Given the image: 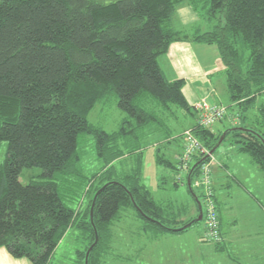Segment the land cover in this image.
<instances>
[{
    "label": "trees",
    "instance_id": "16d2710c",
    "mask_svg": "<svg viewBox=\"0 0 264 264\" xmlns=\"http://www.w3.org/2000/svg\"><path fill=\"white\" fill-rule=\"evenodd\" d=\"M184 3L211 29H175V13ZM186 39L216 47L229 96L226 114L229 107L238 112L237 125L219 133L196 124L190 130L207 152L225 132L222 142L230 137L235 151L249 156L264 175V0H0V142L7 145L0 164V247L13 258L49 264L74 226L85 242L77 252L79 263L84 264L97 237L87 264H104L112 225L127 209L143 220L144 231L153 229L156 236L184 234L200 222L194 199L190 205L165 207L152 197L141 183L137 144L139 129L162 125L158 112H190L181 92L183 80L166 81L158 65L171 43ZM112 95L126 116L118 129L107 132L88 116ZM83 135L94 138L105 166L84 190L85 207L80 201L75 210L76 185L68 180L80 173L77 147ZM128 149H139L137 161L118 176L113 162ZM178 159L175 165L157 154V162L176 172ZM193 159L186 184L189 178L188 191L201 204L193 178L209 157L198 152ZM30 168H40L42 179L23 185L21 171ZM181 180L176 175L174 186ZM214 201L217 206L215 194ZM201 209L204 225L202 204ZM219 235L217 242H208L217 250L220 221Z\"/></svg>",
    "mask_w": 264,
    "mask_h": 264
},
{
    "label": "rangeland",
    "instance_id": "374dc122",
    "mask_svg": "<svg viewBox=\"0 0 264 264\" xmlns=\"http://www.w3.org/2000/svg\"><path fill=\"white\" fill-rule=\"evenodd\" d=\"M186 5L184 3L177 8L173 19L175 29H184L185 32H191L198 28L202 31L211 29L212 24L201 17L195 24L179 26L177 24L178 14H180L178 11ZM194 27L196 28L193 29ZM213 48L216 49V47ZM262 100L259 99L258 103ZM117 102L116 95H112L106 103L97 105L91 111L88 121L107 132L115 131L118 129L121 119L126 116L119 109ZM147 104L149 108L157 111L158 107L154 102L148 101ZM182 113L183 111L179 109L173 113L158 112L161 117V126L146 125L145 128L139 129L137 132L139 141L137 144L142 152V179L152 197L165 207H171V202L178 206L190 205L194 199L188 191L186 174H181L182 180L175 187L173 181L179 172L175 170L173 174L171 167L163 162H157L156 157L157 150L161 159L175 162L172 148L180 146L181 139L178 135L187 126V123L192 122ZM228 113L236 114V111L229 107ZM253 114L252 110L249 113L250 119ZM214 127L221 129L222 125L215 123ZM167 137L171 141V153H167L164 149ZM182 138L184 143L183 133ZM134 140L132 138L130 141ZM231 140L229 137L223 141L210 156L214 159L212 181L220 229L226 239L222 244V250L216 251L212 243L203 239L204 225L202 221L196 222L190 230L184 233L185 236H180L177 239H171V233L156 237L151 232L153 229L142 231L141 228L145 225L143 220L136 215L133 209H127L119 212V219L112 225V236L103 259L104 264H264V210L261 214L262 217L255 215L250 211L254 206L246 199L250 196H258L262 192L259 183L263 182V177L249 156L235 151ZM130 149L124 156V160L113 165L116 174L123 175L129 171V167L135 165L139 149L137 151H130ZM6 151V143L0 142V164L6 158ZM77 151L80 155L78 163L80 173L69 177L68 180L70 184L76 185L72 194L77 193V195L73 196L74 201L71 204L75 210L80 201L82 209L85 207L88 195L84 194V190L92 176L100 173L105 166L104 159L97 154L95 141L91 135H83L79 138ZM222 165L225 167L223 168ZM111 173L114 175L113 170ZM163 177L166 180H163ZM41 179L42 170L40 168L23 169L19 176V182L23 185ZM73 180H75L74 184ZM197 182L198 177L195 176L192 188L196 196L201 192ZM69 189H71L70 186L67 190ZM84 246L85 242L81 231L73 226L57 245L49 264H80L77 252L80 249L83 250ZM1 248L4 249V247ZM205 248L211 250L205 251L207 255L203 253Z\"/></svg>",
    "mask_w": 264,
    "mask_h": 264
},
{
    "label": "crops",
    "instance_id": "0c3cea01",
    "mask_svg": "<svg viewBox=\"0 0 264 264\" xmlns=\"http://www.w3.org/2000/svg\"><path fill=\"white\" fill-rule=\"evenodd\" d=\"M178 12L180 13L178 14L179 17L177 20V24L179 26H189L195 24L197 19L199 18V16L188 5H186L182 9H179ZM195 28L196 27H194L193 29ZM213 47L215 46L193 42L187 39L183 41H176L170 44L168 51L165 55L158 58V65L161 74L163 75L166 81L174 82L177 80H183L184 83L181 92L188 106L191 108L190 112H183L182 115L188 117L192 122L187 123V126L184 129H182L181 132L179 133L178 136L181 139L180 146L177 148H172V153L175 156L174 159L175 165L183 149L184 143H183L182 133L184 134L185 130H188L189 128L195 125L196 119L200 114V111L196 109V106L198 105H205L206 107L229 106L228 103L229 96L224 81V67L221 63V60L219 59L217 50ZM232 108L234 109V107ZM237 114H238L237 111L236 114L227 113L222 120L217 122L222 125V128L219 129L220 128L219 127L218 129H215V127L213 126L211 130L213 132L219 133L232 126H236L237 121H235V118ZM226 124L228 126H225ZM157 148L158 146L156 147V149ZM164 149L166 150L167 153H171V141L169 137L165 139ZM157 154L159 153L156 150V157ZM141 156H142V152H141ZM124 158L125 157H122L114 161L113 165L120 160H124ZM166 165L170 167L168 164ZM222 167L224 168L225 166L222 165ZM132 168L133 167H129L128 170L130 171ZM114 172L116 171L114 170ZM173 174H174V170H173ZM117 175L119 176L118 173ZM261 175L263 177V182L259 184L261 186L262 192L258 196H254V197L250 196L249 198L246 199L248 200L249 203H251L254 206L253 208L250 207L251 208L250 211L255 213V215L257 216L262 217L263 215L261 214L264 210V175L262 173ZM142 176H143V164L141 170V183L145 185ZM162 179L166 180L165 177H163ZM246 192L249 194L247 190ZM256 192L258 193L257 189ZM190 214L191 216L194 215L193 206H191V209L189 211V215ZM142 231L144 230L142 229ZM180 236H185V235L171 234V239H177ZM225 240L226 239L222 234V242L220 244L221 250L223 249L222 244L224 243ZM206 250L211 251L210 249L205 248V250L203 251L204 254H206L205 252ZM215 250L217 251V248ZM229 257L230 259L233 260L231 255H229ZM0 264H32V263L29 262L27 259L13 258L5 248L3 249L0 247Z\"/></svg>",
    "mask_w": 264,
    "mask_h": 264
},
{
    "label": "built area",
    "instance_id": "2783aa9c",
    "mask_svg": "<svg viewBox=\"0 0 264 264\" xmlns=\"http://www.w3.org/2000/svg\"><path fill=\"white\" fill-rule=\"evenodd\" d=\"M196 109L200 111L197 118L196 125L203 129H211L215 123L222 120L226 115L227 108L220 107H206L205 105H198ZM184 137V144L182 152L178 159L177 180L181 179V174H187L194 156L200 152L207 154V151L201 147L193 131L188 129ZM214 159L209 158V161L203 164L200 168L197 185L200 187L202 193L201 204L205 211V236L207 242H217L219 240V219L216 203L214 201V191L212 182V166Z\"/></svg>",
    "mask_w": 264,
    "mask_h": 264
},
{
    "label": "water",
    "instance_id": "95a60500",
    "mask_svg": "<svg viewBox=\"0 0 264 264\" xmlns=\"http://www.w3.org/2000/svg\"><path fill=\"white\" fill-rule=\"evenodd\" d=\"M225 135H226V133L224 132V133L221 135V137L219 138V140L217 141V143L215 144V146L209 151V153L207 154L206 157L212 155V154L216 151V149L220 146L222 140L224 139ZM204 159H205V157H204ZM204 159H203V160H204ZM196 165H197V163L192 167V169H193ZM192 169H191V170H192ZM187 186H188V188H190V180H189V178L187 179ZM97 193H98V192H97ZM97 193L95 194V196H94V198H93V204H92V207H93V205H94V201H95V198H96ZM194 200H195V202L197 203V207H198V211H199V215H198V218H197L196 221H201V219H202V209H201V204H200V202L197 200L196 197H194ZM92 207H91V210H90V216L92 215ZM96 243H97V237H95V241H94V243L89 247V249L87 250V252H86V254H85L84 264H87V261H88V260H87V259H88V255H89L91 249L94 247V245H95Z\"/></svg>",
    "mask_w": 264,
    "mask_h": 264
},
{
    "label": "bare ground",
    "instance_id": "6f19581e",
    "mask_svg": "<svg viewBox=\"0 0 264 264\" xmlns=\"http://www.w3.org/2000/svg\"><path fill=\"white\" fill-rule=\"evenodd\" d=\"M198 118V117H197ZM196 123H197V119H196ZM197 126V125H196ZM185 134H186V132H184V134H183V136H185ZM208 154V153H207ZM207 154H206V156H207ZM213 155V154H212ZM212 155H210V156H212ZM210 156H208L209 158H210Z\"/></svg>",
    "mask_w": 264,
    "mask_h": 264
}]
</instances>
